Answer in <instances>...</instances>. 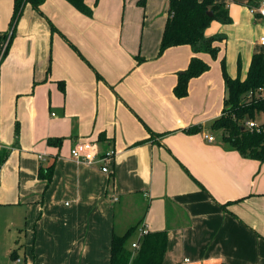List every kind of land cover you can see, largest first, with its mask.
<instances>
[{
    "label": "crops",
    "instance_id": "1",
    "mask_svg": "<svg viewBox=\"0 0 264 264\" xmlns=\"http://www.w3.org/2000/svg\"><path fill=\"white\" fill-rule=\"evenodd\" d=\"M214 1L230 17L204 31L221 37L215 57L187 44L158 53L168 0L143 13L134 0H84L90 13L44 0L38 10L25 4L15 23L13 0H0L5 264H17L12 251L19 264H109L112 234L132 229L130 249L140 226L166 230L161 264H264V162L212 127L226 95L221 64L231 78L246 77L252 55H264V17ZM194 55L209 68L177 97ZM83 140L115 149L108 173L71 158ZM52 163L45 185L38 168Z\"/></svg>",
    "mask_w": 264,
    "mask_h": 264
},
{
    "label": "trees",
    "instance_id": "2",
    "mask_svg": "<svg viewBox=\"0 0 264 264\" xmlns=\"http://www.w3.org/2000/svg\"><path fill=\"white\" fill-rule=\"evenodd\" d=\"M76 9L83 13H90V9L84 0H67ZM261 0H248V7H256ZM44 0H13L11 23H15L21 15L25 4L29 3L32 8L38 10ZM139 5L144 0H138ZM211 11V15L207 12ZM257 16L259 14L256 13ZM212 20L221 23H229L227 7L224 3L214 0H168L167 17L165 20L158 53L161 54L166 48L176 45L187 44L192 51L208 53L215 57L218 48L213 43L221 37L204 35L205 29ZM209 66L201 58L194 55L188 67L179 72L177 83L173 92L177 97L187 94L188 81L208 70ZM222 76L225 84L226 95L223 100L221 115L214 120L212 127L221 130L222 138L241 155L264 162V131L250 130L245 126V121L254 120L258 115L264 114V96L247 99V92L259 87L264 88V55L255 53L252 55L246 77L231 78L221 64ZM264 125V123H262ZM199 127L187 128L186 132L197 131ZM60 138L49 139L48 143H57ZM0 156V165L4 160ZM54 163L43 169L38 168V176L45 180L47 185L52 176ZM132 229L124 234H112L110 244L109 264H161L166 249V230L147 232L139 241V248L132 252L126 246V240ZM15 251L10 253V259H17ZM19 264V263H18ZM25 264V263H21Z\"/></svg>",
    "mask_w": 264,
    "mask_h": 264
},
{
    "label": "built area",
    "instance_id": "3",
    "mask_svg": "<svg viewBox=\"0 0 264 264\" xmlns=\"http://www.w3.org/2000/svg\"><path fill=\"white\" fill-rule=\"evenodd\" d=\"M250 11L252 13H257L260 16L264 17V0H261L259 5L256 7H250ZM259 43L264 46V37H261ZM247 99H251L252 97H259L264 96V88L259 87L255 90H249L247 92ZM245 126L250 130L255 131H264V125L262 123H258L255 119L245 121ZM207 140L212 141L213 136L208 135L206 136ZM116 155L115 149H108L104 152H100L99 146L97 143L91 140H83V141H76L70 149V156L76 162H80L86 165H92L95 163L100 164V169L104 173H108L110 171L108 162L113 160L114 156ZM116 199V198H115ZM137 232L139 234V238L130 244V250L134 252L139 248V241L143 235H145L148 231L146 227L140 226L137 228ZM15 262L18 264L20 263V259L17 258Z\"/></svg>",
    "mask_w": 264,
    "mask_h": 264
},
{
    "label": "rangeland",
    "instance_id": "4",
    "mask_svg": "<svg viewBox=\"0 0 264 264\" xmlns=\"http://www.w3.org/2000/svg\"><path fill=\"white\" fill-rule=\"evenodd\" d=\"M233 3L236 4H240V5H244L246 7H248V0H232ZM135 6H138L141 8L142 13L144 12V8H156L158 6V3L156 2V0H144V4L143 5H139L138 4V0H134ZM165 5V3H164ZM163 6V4H161V7ZM164 7V6H163ZM249 8V7H248ZM259 18V17H258ZM262 117H258L257 119H255L256 121L261 120ZM6 262H9V257L5 254L2 255V253L0 254V264H5ZM23 263L25 264H30L27 261H23Z\"/></svg>",
    "mask_w": 264,
    "mask_h": 264
},
{
    "label": "water",
    "instance_id": "5",
    "mask_svg": "<svg viewBox=\"0 0 264 264\" xmlns=\"http://www.w3.org/2000/svg\"><path fill=\"white\" fill-rule=\"evenodd\" d=\"M207 14H208V15H211V11H208Z\"/></svg>",
    "mask_w": 264,
    "mask_h": 264
}]
</instances>
